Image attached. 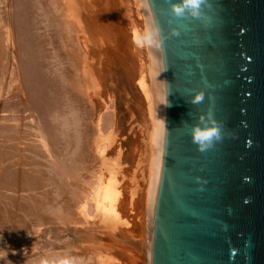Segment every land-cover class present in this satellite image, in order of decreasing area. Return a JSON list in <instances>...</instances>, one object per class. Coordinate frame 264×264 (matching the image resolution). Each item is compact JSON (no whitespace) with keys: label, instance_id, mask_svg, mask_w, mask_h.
<instances>
[{"label":"rangeland","instance_id":"obj_1","mask_svg":"<svg viewBox=\"0 0 264 264\" xmlns=\"http://www.w3.org/2000/svg\"><path fill=\"white\" fill-rule=\"evenodd\" d=\"M7 1L0 0V11L4 6V8L7 7ZM136 3V0H74V3L73 0H31L29 4L31 14L30 32L34 36L35 42H37L36 51L42 62L43 70L54 84L53 101H56L53 106H57L54 109L60 110L59 113L63 110L64 114L62 112L61 114L65 116L64 118L57 110L53 109L54 111H51L53 113L50 114L51 117L47 118V123L50 124L56 118L62 123V120L69 118V116L70 120H74H72L73 122L68 121L71 126L70 123L64 128L60 126L64 132L65 130L68 131L65 132V134H68L66 137L63 135L65 140L62 139V141L61 138L63 137L61 135H59V138L55 137L58 139L55 140L57 143L63 142L64 144L60 143L58 145L56 143L58 146L54 149L56 151L60 149V153L56 152L58 155L71 152L74 154L73 150L76 145H73L78 139L80 144L77 146L80 150V153L79 150L78 153H83L79 157L76 155L78 153L74 154L76 155L74 158H79H77V170L80 175L79 179H77L79 181L70 178L71 181L69 180L67 183L70 182L71 185L69 184L68 186H66L67 183L65 181L59 180V177L62 176H58L59 172L56 170H53L52 174L49 172L53 166H50V162L47 161L54 158L51 155L52 151L49 152L47 150L48 154L46 155V147H43L46 141L44 140L45 142H43L38 137V131H34V128L31 129L33 123L26 121L28 116L22 117L23 115H28L26 113L28 111L25 110L24 105L21 103L26 99L25 91L19 76L20 68L15 64L18 62L17 57L19 58L20 55L16 53L17 44L13 48L7 45L6 38H4L6 25L0 27L3 32L0 31V80L4 78L0 81V89L5 88L4 91H6V88H8L10 91L12 90L11 92L14 90V96L12 97L15 98L14 101L17 103L16 108L14 107L15 109H13L12 104H7L10 103L9 98L6 97L7 95H3L5 98L0 96V99L2 98L0 100V108H2L0 111V126H3L4 116H8H6L7 120H5L4 128L0 127V129L2 128L0 130V155L6 154V152L7 154L12 153V155L10 154L12 156L10 161L13 159L11 162L8 159H6L7 161L5 160L6 162L2 160L5 164L1 162L0 167L5 168L6 165L16 163L11 167L18 168L20 171L32 168L30 170L33 174V176L30 174L32 177V185H30L23 183L21 180L13 182L0 173V177H2L0 178V186H2L0 189L5 188V190H0V202L2 203H0V257H2L0 264H8L6 260L14 261L17 264H25V258L35 259L43 256L49 253L55 245L67 247L77 234H79L80 240L84 237L86 238L85 245L77 244L83 249L81 253H86L87 250L88 253H90V250L96 252L95 259L98 260V264H145L149 200L147 186L150 182L149 176L152 169L150 167L152 166L150 165L152 144L150 141L151 119L142 88H149L150 78L147 65L148 53L146 54L148 47L146 43L142 42L144 35L142 24L140 23V10ZM4 8L3 14L5 16L7 11ZM84 13H89L90 15ZM83 15L91 16L94 24L92 33L90 29L87 30L85 24H81L80 18ZM76 25L78 26L76 27ZM66 32L67 34H65ZM75 46L76 48H74ZM75 64L76 67L77 65L79 66L74 68L75 66L73 65ZM12 75L17 76L14 78ZM11 78L16 79V82H13L14 84H10L9 80ZM8 86L12 87L9 88ZM8 89L7 91H9ZM17 91L19 92L17 93ZM11 92L9 93L11 94ZM15 93L18 100L15 97ZM68 99L73 100L69 101ZM4 101L8 106L4 104ZM2 104L4 105L1 106ZM10 105L12 106L10 107ZM17 105L19 108H17ZM4 106L6 107L4 108ZM74 106H76L75 110L73 109ZM21 110L24 111L22 112ZM68 110L73 112V114L71 112L72 115L69 114ZM11 113L13 115H10ZM54 113L55 117L53 116ZM65 113L68 115H65ZM106 113L110 116L104 117L108 115ZM16 116L18 119L20 118L19 121L17 120L18 122H15L17 128L15 126L14 129L9 130L11 127L6 125L8 124L6 121L8 122L13 117L17 118ZM75 116L79 117L75 118ZM106 119H108V123L111 122V124L109 123L110 125L105 123L107 122ZM100 120L103 125L100 124ZM28 122H30V125H28ZM72 123L74 125H76L75 123L77 125L82 124L80 125L82 128L79 131L80 138L76 136V132L72 129L75 127ZM86 125H88L87 128ZM68 127H72L69 129L70 132ZM18 128L21 129L19 130ZM102 129L105 131H102ZM71 130L75 134L70 138L69 134H73ZM13 135L16 137H13ZM10 137H13V140H10ZM29 140L31 142L30 145ZM70 141L74 142L70 145ZM69 146H72V148H69ZM35 147L40 149L38 154ZM64 147L65 150H63ZM43 156L47 157L44 158ZM49 157L52 158L49 159ZM14 160L15 162L13 163ZM79 161L82 163H79ZM84 161L85 163H83ZM56 178H58V181ZM54 181L59 183L56 184ZM59 186L62 187L59 188ZM53 188H55V191H53ZM5 197L11 203L3 199ZM106 198L110 200L114 213L109 217L108 221L107 219L103 221L104 217L101 212L103 211V201ZM63 200L66 203L62 202ZM50 211L52 212L50 213ZM75 212L76 214H74ZM95 216L97 219H95ZM113 222L116 223L113 224ZM109 223L112 227L107 228ZM103 224L105 225L103 226ZM93 260L91 259L90 262H93Z\"/></svg>","mask_w":264,"mask_h":264},{"label":"water","instance_id":"obj_2","mask_svg":"<svg viewBox=\"0 0 264 264\" xmlns=\"http://www.w3.org/2000/svg\"><path fill=\"white\" fill-rule=\"evenodd\" d=\"M212 4L210 28L173 18L165 0L149 6L165 35L169 21L181 30L160 51L171 106H165L150 264H264V0ZM202 89L204 103L189 104ZM209 108L226 136L202 154L183 125Z\"/></svg>","mask_w":264,"mask_h":264},{"label":"bare ground","instance_id":"obj_3","mask_svg":"<svg viewBox=\"0 0 264 264\" xmlns=\"http://www.w3.org/2000/svg\"><path fill=\"white\" fill-rule=\"evenodd\" d=\"M35 1V0H34ZM48 1V0H47ZM119 1V0H118ZM139 6V10H140V17H141V24H142V29H143V35H145L150 29L154 28V22H153V19H152V15H151V12H150V9H149V6L148 7H145L144 6V0H136ZM8 4H7V7L4 8L6 9L5 11L6 14L5 16H7L6 18H4V14H3V8L2 10L0 11V27L1 26H5V31L6 33L4 38H6V41H7V45L9 46H15L17 44V52L16 53H19V58L17 57V63H15L17 66H19L20 68V79H21V84H23V89L25 91V100L22 101V105H24L25 107V110L28 111L26 113H28V115H23L22 117L24 118V116H28V118L26 117V121H30L32 122V128L34 131H38L37 135L40 139H42L43 142H45L43 144V147L46 149V155L48 154V151H52L51 155H53V159L52 160H48L47 162H50V166H53L49 172H51L52 174V171L53 170H56L57 172H59L60 176L59 177V180H62V181H65L67 183V181H71L72 178H74L75 180L80 176L78 174V170H77V164H78V161H77V158L83 154H79L80 153V150L78 149V139H76L75 141V144L73 146H75L73 149L74 151V154L75 153H78V150H79V153L76 154L78 155V157H75L76 155L73 154V152L71 153H64L63 154H57L56 152H59L60 153V149L58 147V151H56L55 149L57 148V146L60 144V143H63V142H60V143H57V141L55 140H58L56 139L55 137L57 136L59 138V135H61V141L62 139H64V136L66 137V135L68 133L65 134V132H68L66 131L65 129V132L63 131V128L67 125H69L70 122L68 121H71L73 122L72 120H70V116L69 118L67 119H64L62 120V123L60 120H57L55 119V121L53 120V122H51L50 124L47 123V118L51 117V111H54V107L56 105L53 106L54 102L56 101H53V98H54V84L52 83L51 79L49 76H47V74L45 73V71L43 70V65H42V62L40 61L39 59V56H38V53L36 51V43L35 42V38L34 36L31 34L30 32V21H31V14H30V11H29V4L31 3V0H8L7 1ZM38 2V1H37ZM36 2V3H37ZM110 2V1H109ZM51 3V2H50ZM73 3H74V0H73ZM77 3V1H76ZM94 4V3H93ZM121 4V2H120ZM106 5V4H105ZM119 5V4H118ZM82 6V5H81ZM103 7V6H102ZM105 7V6H104ZM109 7V6H108ZM38 8V7H37ZM90 8V7H89ZM107 8V7H106ZM105 8V9H106ZM1 9V8H0ZM61 9V8H60ZM92 9V8H91ZM33 10V9H32ZM75 10V9H74ZM4 11V12H5ZM53 11V9H52ZM61 11V10H60ZM63 11V10H62ZM109 11V10H108ZM44 13V12H43ZM111 13V11H110ZM84 14H89V13H84ZM82 16V18H80L81 20V24H85L87 27V30L90 29V32L92 33L93 32V29H94V24L92 23V18L91 16ZM90 15V14H89ZM38 16V15H37ZM45 16V15H44ZM74 16V15H73ZM76 17V16H75ZM78 17V16H77ZM91 18V19H90ZM70 19V18H69ZM74 19V18H73ZM94 19V18H93ZM121 19V18H120ZM35 20V19H34ZM69 21V20H68ZM73 22V21H72ZM102 23V22H101ZM32 24V23H31ZM55 25V24H54ZM59 25V24H58ZM72 25V24H70ZM82 25V26H83ZM49 26V25H48ZM73 26V25H72ZM75 26V25H74ZM78 25H76L77 27ZM46 27V26H45ZM68 27V26H67ZM38 28V27H37ZM53 28V27H52ZM69 28V27H68ZM73 28V27H72ZM44 29V28H43ZM63 29V28H62ZM65 29V28H64ZM70 29V28H69ZM76 29V28H75ZM3 30V29H2ZM38 30V29H36ZM41 30V29H40ZM50 30V29H49ZM80 30V29H79ZM1 31V29H0ZM32 31V30H31ZM67 31V30H66ZM69 31V30H68ZM71 31V30H70ZM77 31V30H76ZM2 32V31H1ZM36 32V31H35ZM48 32V31H47ZM74 32V31H73ZM3 33V32H2ZM67 34V32L65 33ZM64 34V36H65ZM3 36V35H2ZM58 36V35H57ZM1 37V36H0ZM61 37V36H60ZM78 37V36H77ZM67 38V37H66ZM76 38V37H75ZM79 38V37H78ZM64 39V38H63ZM42 40V39H41ZM37 41V40H36ZM81 42V41H80ZM6 43V42H5ZM64 43V42H63ZM67 43V42H66ZM65 43V44H66ZM58 44V43H57ZM5 45V44H4ZM80 45V44H79ZM82 45V44H81ZM146 45V44H145ZM38 46V45H37ZM148 47V51L146 52V54L148 53V69H149V78H150V84H149V88H144L143 87V94L147 100V105H148V113H149V116H150V119H151V135H150V141H151V144H152V160H151V164L152 166V169H151V173H150V176H149V179H150V182H149V185L147 186V194L149 196V200H148V217H147V225H146V261H145V264H150V245H151V237H152V225H153V211H154V202H155V195H156V189H157V184H158V179H159V173H160V164H161V154H162V143H163V132H164V117H165V91H164V76H163V67H162V60H161V54H160V50L158 49H155L153 47H150L149 45H146ZM69 47V46H68ZM84 47V46H83ZM11 48V47H10ZM38 48V47H37ZM76 48V46L74 47ZM82 48V47H81ZM40 49V48H39ZM77 50V49H76ZM15 51V49H14ZM8 52V51H7ZM12 53V51H11ZM3 54V53H2ZM73 54V53H72ZM13 55V54H12ZM62 55V54H61ZM74 55V54H73ZM85 55V54H84ZM4 56V55H3ZM11 56V55H10ZM14 56V55H13ZM17 56V55H16ZM15 57V56H14ZM85 57V56H84ZM76 60V59H75ZM85 60V59H84ZM12 61V60H11ZM77 61V60H76ZM80 62V61H79ZM78 62V64H79ZM76 63V62H75ZM77 64V63H76ZM76 64L73 65L75 66L74 68H77L79 65H77L76 67ZM86 64V63H85ZM13 66V65H12ZM83 66V65H82ZM61 68V67H60ZM85 68V66H84ZM17 69V68H16ZM79 70V68H78ZM17 71V70H16ZM53 71V70H52ZM82 71V70H81ZM18 73V72H17ZM4 74V73H3ZM106 74V73H105ZM5 75V74H4ZM3 75V76H4ZM18 75V74H17ZM16 75V76H17ZM62 75V74H61ZM77 75V74H75ZM81 75V74H80ZM98 75V74H97ZM14 78L16 76L12 75ZM73 76V75H72ZM5 77V76H4ZM3 78V77H2ZM14 78H11L9 81H10V84L13 83L15 80ZM18 78V77H17ZM4 79V78H3ZM3 79H1L0 81H2ZM6 81V80H5ZM18 81V80H17ZM57 81V80H56ZM59 81V80H58ZM109 81V80H108ZM16 82V81H15ZM54 82V81H53ZM142 83V82H141ZM147 83V82H146ZM4 84V83H3ZM2 84V86H4ZM14 84V83H13ZM16 85V84H15ZM18 85V84H17ZM20 85V83H19ZM102 85V84H101ZM141 85V84H140ZM148 85V84H147ZM7 86V85H6ZM5 86V87H6ZM146 87V85H144ZM9 87V86H8ZM12 87V86H11ZM9 87V88H11ZM14 87V86H13ZM17 87V86H16ZM15 87V88H16ZM79 87V86H78ZM148 87V86H147ZM1 88V87H0ZM20 88V87H19ZM65 88V87H64ZM72 88V87H71ZM5 89V88H4ZM4 89H0V96L2 98H5V96L3 95H7L6 97L9 98V102L10 103H7L8 105L9 104H12L10 105V107L12 106L13 109L16 108V104L15 101H14V90L13 92H11L8 88H6V91H4ZM7 89L9 91H7ZM15 90H18V89H15ZM20 90V89H19ZM61 90V89H60ZM9 92H11V95ZM16 92V91H15ZM19 91H17L18 93ZM64 92V91H63ZM87 92V90H86ZM24 93V92H23ZM21 94V93H20ZM18 95V94H17ZM67 95V94H66ZM65 95V96H66ZM63 96V95H62ZM15 97H16V93H15ZM1 98V99H2ZM6 98V99H7ZM17 100H18V97H16ZM23 98V96H22ZM67 98V97H66ZM70 98V97H69ZM75 98V97H74ZM0 99V100H1ZM16 100V102H17ZM69 100V99H68ZM73 99H70L69 101H71ZM7 101V100H6ZM5 102V101H4ZM83 102V101H82ZM70 103V102H69ZM5 105L6 102L4 103ZM4 104H2L1 106H3ZM61 104V103H60ZM72 104V103H71ZM76 104V103H75ZM107 104V103H106ZM7 105V106H8ZM73 105V104H72ZM6 106H4L5 108ZM9 107V108H10ZM15 107V108H14ZM57 107V106H56ZM76 106L73 107V109L75 108ZM3 108V109H4ZM17 108L18 105H17ZM108 108V107H107ZM2 108H0V111H1ZM12 109V110H13ZM54 109V110H53ZM59 109V108H58ZM57 110V109H56ZM55 110V111H56ZM62 110V109H61ZM75 110V109H74ZM7 111V110H6ZM5 111V113H6ZM13 111H16V110H13ZM22 111V110H21ZM24 111V110H23ZM22 111V112H23ZM60 110H57V112L59 113ZM63 111V110H62ZM61 111V112H62ZM72 111V109H71ZM70 111V112H71ZM80 111V109H79ZM108 111H110L108 109ZM107 111V112H108ZM8 112V111H7ZM10 112V110H9ZM61 112L59 114H61ZM66 112V111H64ZM69 112V110L67 111ZM69 114H73V112H71ZM25 113V112H24ZM23 113V114H24ZM63 113V112H62ZM109 113V112H108ZM106 113V114H108ZM111 113V112H110ZM9 114V113H8ZM13 114H15V112H13ZM12 113L10 115H13ZM19 114V113H18ZM64 114V113H63ZM61 114V115H63ZM71 114V115H72ZM21 115V114H20ZM55 115V113L53 114V116ZM65 115H68L65 113ZM7 116V115H6ZM6 116H4L5 120L6 119ZM56 116V115H55ZM54 116V117H55ZM58 116V115H57ZM64 116V115H63ZM104 116V115H103ZM107 116H110L109 114L108 115H105L104 117H107ZM2 117V116H1ZM8 117V116H7ZM11 117V116H10ZM17 117V116H16ZM68 117V116H67ZM76 117H79V116H75ZM99 117V116H98ZM103 117V118H104ZM3 118V117H2ZM22 118V119H23ZM31 118V119H29ZM59 118V117H58ZM62 118V117H61ZM65 118V116H64ZM102 118V119H103ZM111 118V117H110ZM110 118H108L110 120ZM9 119V118H8ZM20 119V118H19ZM18 117L15 118L13 117L12 119H9L8 122L6 121V125H8V127L10 126L11 128H9V130H12L14 129V127L16 126L17 128V125L15 124V122H18L19 121ZM101 119V118H100ZM108 119L107 122H105L106 124L108 123ZM5 120H4V123H5ZM18 120V121H17ZM49 120V119H48ZM77 120V119H76ZM83 120V119H82ZM60 121V122H59ZM80 121V120H79ZM77 121V122H79ZM104 121V120H103ZM28 122V125H30ZM50 122V121H48ZM81 122V121H80ZM87 122V121H86ZM85 122V123H86ZM4 123H3V126H4ZM27 123V122H26ZM61 123V124H60ZM63 123H67L66 125ZM103 122H101L100 120V124H102ZM111 124V122H109ZM108 123V124H109ZM76 125H74L72 123L73 126H75L77 128L74 127L72 129H74V131L76 132V136H78L80 138V125H82L80 123V125H77V123H75ZM109 124V125H110ZM5 125V126H6ZM21 125V124H20ZM103 125V124H102ZM3 126H0V127H3ZM62 126V127H60ZM70 126H71V123H70ZM69 126V127H70ZM79 126V127H78ZM85 126V125H84ZM88 125H86V128H87ZM106 126V125H105ZM105 126H102V127H105ZM19 127V125H18ZM60 127V128H59ZM68 127V130L71 129ZM107 127V126H106ZM105 127V128H106ZM4 128V127H3ZM62 128V129H61ZM79 128V129H78ZM101 128V127H100ZM109 128V126H108ZM2 129V128H1ZM0 129V130H1ZM7 129V128H6ZM5 129V131H7ZM19 129V128H18ZM21 129V128H20ZM19 129V130H20ZM24 130V128H22ZM67 129V128H66ZM107 129V128H106ZM16 130V129H15ZM104 129H102L103 131ZM17 131V130H16ZM30 131V130H29ZM85 131V130H84ZM88 131V130H87ZM100 131V129H99ZM105 131V130H104ZM9 132V131H8ZM18 132V131H17ZM21 132V131H20ZM32 132V130H31ZM30 132V133H31ZM70 132V130H69ZM16 133V132H15ZM26 133V132H25ZM71 133L73 134H69L70 135V138L72 136H74V132L71 130ZM88 133V132H86ZM100 133V132H99ZM8 134V133H7ZM12 134V133H11ZM9 134V135H11ZM82 134V133H81ZM90 134V133H89ZM16 135V134H15ZM13 135V137L15 136ZM35 135V133H34ZM84 135V134H83ZM1 136V135H0ZM5 136V135H4ZM17 136V135H16ZM15 136V137H16ZM23 136V135H22ZM24 136H26L24 134ZM31 136V135H30ZM75 136V137H76ZM82 136V135H81ZM85 136V135H84ZM83 136V137H84ZM8 137V136H7ZM6 137V138H7ZM13 137H10L11 139L10 140H13ZM19 137V136H18ZM21 137V136H20ZM35 137V136H34ZM27 138V136H26ZM32 138V137H31ZM68 138V136H67ZM69 138V139H70ZM74 138V137H73ZM8 139V138H7ZM28 139V138H27ZM33 139V138H32ZM68 139V140H69ZM84 139V138H83ZM86 139V138H85ZM3 140V139H2ZM18 140V139H17ZM45 140V141H44ZM65 140V139H64ZM72 140V139H71ZM81 140V139H80ZM22 141V140H21ZM33 141V140H32ZM82 141V140H81ZM71 142V141H70ZM74 142V141H73ZM69 143L70 145L73 143ZM2 143V142H1ZM10 143V142H9ZM22 143V142H21ZM24 143H27V142H24ZM30 140H29V145H30ZM58 145H57V144ZM67 143V142H66ZM39 144V143H38ZM37 144V145H38ZM46 144V145H45ZM64 144V143H63ZM27 145V144H26ZM28 145V146H29ZM36 145V146H37ZM56 145V146H55ZM80 145V144H79ZM40 147V145H38ZM53 149H52V147ZM62 146V144H61ZM60 146V147H61ZM67 146V144H66ZM83 146V145H81ZM80 146V147H81ZM26 147V146H25ZM72 148V146H69V148ZM10 148V147H9ZM36 148V147H35ZM55 148V149H54ZM63 148V146H62ZM61 148V150H62ZM68 148V147H66ZM83 149V147H81ZM27 149V147H26ZM42 149V148H41ZM30 150V149H29ZM32 150V149H31ZM37 150V154H38V148H36ZM48 150V151H47ZM54 150V151H53ZM65 150V147L64 149ZM68 150V149H67ZM43 151V149H42ZM41 151V152H42ZM70 152V150H68ZM85 151V150H84ZM27 152V151H26ZM33 152L35 153L34 151V148H33ZM32 152V153H33ZM44 152V151H43ZM42 152V154H43ZM55 152V153H54ZM82 152V151H81ZM62 153V152H61ZM85 153V152H84ZM12 155V153H10ZM10 154H6L3 153L0 155V163L2 162V160H6L8 159V161H10V158L12 157ZM42 154H39V155H42ZM50 154V153H49ZM27 155V154H26ZM32 155V154H31ZM34 155V154H33ZM49 155V156H51ZM85 155V154H84ZM30 156V154H29ZM86 156V155H85ZM44 157V156H43ZM47 157V156H45ZM44 157V158H45ZM84 157V156H83ZM82 157V159H83ZM31 158V156H30ZM34 158V157H33ZM42 158V159H44ZM52 158V157H51ZM49 157V159H51ZM90 158V157H88ZM79 159V158H78ZM81 159V158H80ZM13 160V159H12ZM11 160V161H12ZM16 160V159H15ZM15 160L13 161V163L15 162ZM32 160V159H31ZM87 160V159H86ZM7 161V160H6ZM5 161V162H6ZM10 161V162H11ZM83 161V160H81ZM81 161H79V163H82ZM89 161V160H88ZM156 161V162H155ZM5 162H2L5 164ZM24 162V161H23ZM33 162V161H32ZM37 162V161H36ZM46 162V163H47ZM87 162V161H86ZM85 163V161L83 162ZM3 164V165H4ZM16 163L12 164V165H6L5 168L4 167H0V169L2 168V170H0V173L7 179L15 182L17 180H21L23 181V183H27V184H30L32 185V177L31 175L33 176L32 174V171L30 169L29 170H21L23 172H21L18 168H12L13 165H15ZM26 165V163H25ZM23 165V166H25ZM37 165V164H36ZM42 165V164H41ZM83 165V164H82ZM87 165V164H86ZM2 166V165H1ZM12 166V167H11ZM28 166V165H27ZM49 166V165H48ZM49 166V167H50ZM15 167V166H14ZM83 167V166H82ZM9 168H12V169H9ZM79 168V167H78ZM9 169V170H8ZM44 169V168H43ZM37 170V168H36ZM40 170V169H38ZM41 171V170H40ZM37 172V171H36ZM38 173V172H37ZM84 173V172H83ZM31 174V175H30ZM45 174V173H44ZM55 174V173H54ZM53 174V175H54ZM85 174V173H84ZM48 175V174H47ZM46 176V175H45ZM64 177V178H63ZM2 178V177H0ZM49 178V177H48ZM52 178V177H51ZM71 178V179H70ZM84 178V177H83ZM57 181H58V178H56ZM79 179V178H78ZM77 179V180H78ZM81 179V178H80ZM35 180V178H34ZM44 180V179H43ZM48 180V179H47ZM83 180V179H82ZM51 181V179H50ZM79 181V180H78ZM152 181V183H151ZM19 182V181H18ZM56 183V181H54ZM2 183V182H1ZM52 183V182H51ZM59 183V182H58ZM56 183V184H58ZM84 183V181H83ZM9 184V183H8ZM26 184V185H27ZM65 184V183H63ZM62 184V185H63ZM70 184V182L67 183L66 186H68ZM75 184V183H74ZM5 185V184H4ZM18 185V184H16ZM25 185V186H26ZM54 185V184H53ZM71 185V184H70ZM79 185V184H78ZM81 185V184H80ZM7 186V185H6ZM11 186V184H10ZM9 186V187H10ZM50 186V185H49ZM82 186V185H81ZM104 186V185H103ZM2 187V186H0ZM5 187V186H4ZM8 187V188H9ZM13 187V186H12ZM15 187V186H14ZM55 187V186H54ZM62 187V186H59V188ZM73 187V186H72ZM7 188V189H8ZM27 188V187H26ZM58 188V187H57ZM3 190H5V188H1ZM0 189V190H1ZM10 189V188H9ZM41 189V188H40ZM55 188H53V191ZM85 189V188H84ZM22 190V189H21ZM26 190V189H25ZM29 190V189H28ZM71 190V189H70ZM83 190V189H81ZM107 190V189H106ZM105 190V191H106ZM10 191V190H9ZM62 191V189H61ZM58 193V192H57ZM60 193V192H59ZM15 194V193H14ZM73 194V192H72ZM91 194V193H90ZM101 194H102V191H101ZM40 195V194H39ZM56 195V194H55ZM69 196V195H68ZM76 196V195H75ZM40 197H43V196H40ZM38 197V198H40ZM55 197V196H54ZM66 197V196H64ZM70 197V196H69ZM81 197V196H80ZM9 198V197H8ZM15 198V197H14ZM48 198V197H47ZM53 198V197H52ZM103 198V197H102ZM109 198V197H108ZM106 198L104 201H103V211L101 212V214H103L102 216L104 217L103 218V221H105L104 219H107V221L109 220V217L114 213L113 211V207H111L110 205V200ZM148 198V197H147ZM1 199V198H0ZM3 199H6V201H8L7 197L3 198ZM61 199V198H60ZM68 199V198H66ZM73 199V198H72ZM101 199V198H99ZM50 200V198H49ZM85 200V199H84ZM5 201V200H4ZM54 201V200H53ZM67 201V200H66ZM70 201V200H69ZM74 201V199H73ZM10 202V200L8 201ZM40 202V201H39ZM62 202L66 203L65 200H63ZM72 202V201H71ZM1 203V202H0ZM11 203V202H10ZM27 203V202H26ZM47 203V201H46ZM68 203V202H67ZM2 204V203H1ZM54 204V203H53ZM56 204V203H55ZM102 204V203H101ZM7 205V204H5ZM37 205V204H36ZM41 205V204H40ZM39 205V206H40ZM59 205H61L59 203ZM73 205V204H72ZM74 206V205H73ZM11 207V206H10ZM37 207V206H36ZM46 207V206H45ZM60 207V206H59ZM35 208V207H34ZM51 208V207H50ZM56 208V207H55ZM63 208V207H62ZM65 208V207H64ZM75 208V207H74ZM73 208V209H74ZM4 209V208H3ZM54 211V210H52ZM50 211V213L52 212ZM65 211H66V208H65ZM42 213V212H41ZM70 213V212H69ZM84 213V211H83ZM43 214V213H42ZM76 214V212L74 213ZM100 214V215H101ZM54 215V213H53ZM80 217V216H79ZM96 217V216H95ZM54 219V218H52ZM60 219V218H59ZM97 219V217L95 218ZM56 220V219H55ZM58 220V219H57ZM69 220V219H68ZM74 220V219H73ZM111 221V220H110ZM9 222V221H8ZM41 222V221H40ZM56 222V221H55ZM68 222V221H67ZM98 222V221H97ZM116 223V222H113V224ZM98 224V223H97ZM106 224V223H105ZM103 224V226L105 225ZM112 224V223H111ZM99 225V224H98ZM112 227L109 223V227L107 228H110ZM111 230V229H110ZM113 231V230H112ZM83 233V232H82ZM79 234L75 235L73 237V240L69 242L68 246L67 247H64L63 245L60 247V246H57L55 245L54 248L52 250L49 251V253H46L44 254L43 256H40V257H37L35 259H32V258H25V264H98V260L95 259V253L94 251L90 250V253H88L86 250V253H81L83 249H81L80 246H78L77 244L79 245H85L86 243V238H82V240H80L81 238H79ZM94 238V237H93ZM97 248V247H96ZM110 250V249H109ZM98 255V254H97ZM99 256V255H98ZM86 257V258H85ZM85 258V260H84ZM89 259V261H88ZM93 260V262H90V260ZM5 260V259H4ZM144 261V260H143ZM6 263L8 264H17L15 263L14 261H11V260H6ZM19 263V262H18Z\"/></svg>","mask_w":264,"mask_h":264},{"label":"clouds","instance_id":"obj_4","mask_svg":"<svg viewBox=\"0 0 264 264\" xmlns=\"http://www.w3.org/2000/svg\"><path fill=\"white\" fill-rule=\"evenodd\" d=\"M165 2L168 4L173 18L199 21L205 28L212 26V16L210 15L213 12L212 0H165ZM144 6L152 7V0H144ZM171 23L169 21L170 27L167 35L157 24L142 37V42L162 52L166 39L179 37L181 34L180 28L172 27ZM204 100L205 91L202 89L196 91L187 102L193 106H199L204 103ZM165 106L170 107L171 105L167 103ZM188 114L191 115L190 112ZM195 120L196 122L190 125L184 123L183 130L191 137V142L196 146L198 152L207 153L214 149L218 143L223 142L226 136L224 124L215 118L211 108L206 112H200ZM196 180L200 185L207 183L200 177H196Z\"/></svg>","mask_w":264,"mask_h":264}]
</instances>
